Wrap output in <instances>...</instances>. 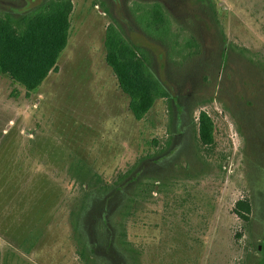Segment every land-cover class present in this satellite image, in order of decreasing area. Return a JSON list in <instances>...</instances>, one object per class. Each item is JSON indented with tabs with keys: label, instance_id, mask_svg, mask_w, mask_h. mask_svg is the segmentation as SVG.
<instances>
[{
	"label": "rangeland",
	"instance_id": "1",
	"mask_svg": "<svg viewBox=\"0 0 264 264\" xmlns=\"http://www.w3.org/2000/svg\"><path fill=\"white\" fill-rule=\"evenodd\" d=\"M42 2L0 0V13ZM72 2L68 45L40 89L0 76V264H264V0ZM153 4L169 20L157 39L138 17ZM110 24L169 92L141 121L105 62ZM110 186L126 189L121 210L95 205Z\"/></svg>",
	"mask_w": 264,
	"mask_h": 264
},
{
	"label": "trees",
	"instance_id": "2",
	"mask_svg": "<svg viewBox=\"0 0 264 264\" xmlns=\"http://www.w3.org/2000/svg\"><path fill=\"white\" fill-rule=\"evenodd\" d=\"M73 8L72 0H43L36 8L15 16L0 13V76H7L21 85L27 96L38 91L49 75L57 71L59 59L68 45ZM139 12V22L146 33L156 39L167 33L169 20L161 5L153 4ZM104 48L105 62L114 73L120 90L129 99V111L136 121L143 120L158 100L169 95L167 88L151 71L145 50L127 39L117 25L110 24L106 28ZM198 131L203 146L214 143L215 125L206 112H201L198 117ZM125 191L122 187L115 190L110 186L95 205L99 210L106 209L110 201L118 200L121 210L122 201L126 200ZM252 211L253 205L247 200H239L233 209L245 223L251 220ZM100 217L103 228L108 231L104 212L98 214V210L95 211L92 220ZM108 233H111L110 238L114 236L112 231ZM110 238L106 252L115 250ZM35 245V242L30 244L28 251Z\"/></svg>",
	"mask_w": 264,
	"mask_h": 264
}]
</instances>
